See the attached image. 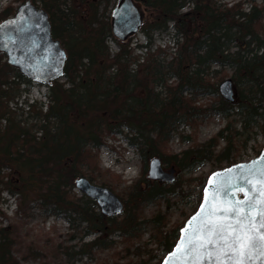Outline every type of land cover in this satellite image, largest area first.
<instances>
[{
  "label": "trees",
  "instance_id": "1",
  "mask_svg": "<svg viewBox=\"0 0 264 264\" xmlns=\"http://www.w3.org/2000/svg\"><path fill=\"white\" fill-rule=\"evenodd\" d=\"M16 1L26 0H13L5 6L0 21L14 13ZM30 1L48 15L52 37L65 49L67 60L63 82L47 85L45 111L35 102L27 104L31 122L23 123L8 103L19 96L21 84L31 81L0 53V120L5 119L0 128V191L18 192L21 200L17 220L0 228V264H74L82 259L86 264H160L200 203L208 174L238 162V150L250 139V135L241 138L244 132L257 126L264 138V5L254 0L231 5L216 0H134L145 11L140 31L165 28L172 20L183 42L177 56L168 62L149 55L131 72L127 44L115 39L119 50L113 57L105 44L111 35L106 11L112 0ZM245 1L250 2L247 9ZM187 5L191 8L181 12ZM225 67L230 75L223 72ZM225 78L239 88L233 102L219 95L218 86ZM198 95L213 98L196 104ZM213 114L227 120L216 134L179 153L168 151V141L177 128H193ZM123 129L129 145L139 154L140 179L115 192L119 176L101 168L90 148L97 149L105 135ZM179 140L193 142L192 135H179ZM261 147L254 150L255 155ZM153 157L164 165L173 163L190 174L189 178L181 184L180 178L171 184L144 178ZM205 162L211 166L206 175L191 176ZM3 168L9 169L7 180L1 174ZM83 176L92 182L98 176L103 179L96 183L122 200L119 215L104 216L95 201L74 191V180ZM192 198L195 205L189 213L181 212V222L171 228H167L166 211L143 215V210L156 203L169 207L172 200ZM50 216L61 217L68 224L64 235L53 229L23 231L31 219L44 221ZM150 230L154 233L149 242L157 244L154 250H143L140 244H149L145 241L133 249L132 244L123 245L115 256H101L115 248V235L121 241H137ZM90 235L93 239L84 241Z\"/></svg>",
  "mask_w": 264,
  "mask_h": 264
},
{
  "label": "water",
  "instance_id": "2",
  "mask_svg": "<svg viewBox=\"0 0 264 264\" xmlns=\"http://www.w3.org/2000/svg\"><path fill=\"white\" fill-rule=\"evenodd\" d=\"M126 2L132 7L129 0H126ZM25 8L27 12L20 14L21 10ZM133 12L132 9V16L128 17L126 21V25H128L127 32H133L138 25L139 15ZM9 23L12 27L8 26ZM0 52L5 54L7 62L16 67L22 76L32 81L49 84L51 81L63 77L66 52L59 41L52 38L46 12L32 5L29 0L18 6L13 17L0 23ZM42 65H45V71L41 76L35 77L31 74ZM218 90L223 99L228 102L234 101L233 84L230 79L221 82ZM227 170H231V172L229 173ZM262 170H264V145L257 156L210 173L202 191L201 202L195 212L189 216L180 228L176 244L164 256L160 264H192L191 258L185 260L177 253V246L185 234L183 230L187 228L188 222L204 204L206 189L211 192L217 183L227 184L231 181L236 187L243 188L258 200L260 198L259 192H254L252 189L253 187L259 188L260 185L257 181L261 179L260 172ZM175 173L176 168L173 165L164 169L158 157H154L148 162L147 178L150 180H156L160 183H172L175 180ZM214 174H221V176L214 179ZM210 179H213L212 185L209 184ZM248 180H251L252 184H249ZM74 185L78 192L96 202L103 215L111 216L121 212L122 202L110 189L92 184L84 177L77 178ZM236 187L227 188V195L221 193L218 199L244 201V191H237ZM174 253L175 255H173ZM203 264H208L206 258Z\"/></svg>",
  "mask_w": 264,
  "mask_h": 264
},
{
  "label": "rangeland",
  "instance_id": "3",
  "mask_svg": "<svg viewBox=\"0 0 264 264\" xmlns=\"http://www.w3.org/2000/svg\"><path fill=\"white\" fill-rule=\"evenodd\" d=\"M13 0H0V10L7 6L10 2ZM218 4H227L230 5L232 3H236L243 0H216ZM255 4L257 5H264V0H254ZM21 2H14L15 6H18ZM250 5L249 1H245L244 8L247 9ZM191 8L190 5H187L181 12H186ZM262 24L264 26V17L262 20ZM133 34V33H132ZM123 40H127L128 37ZM179 38L182 39L180 36ZM181 39H178L181 41ZM183 42V41H182ZM182 44V43H181ZM181 46V45H180ZM131 65V63H129ZM214 69H220L217 65H213ZM223 72H226L227 75H230V70L225 67V69H222ZM58 82H63V78L58 80ZM66 86V85H65ZM234 95L237 99L238 97V86L234 85ZM41 92L48 93L49 90L46 86L39 85L37 83H31L30 85L27 84H21L19 87V96L16 99H13L12 101H9L8 108L10 111L14 112L16 118L18 120H21L23 123L27 120L28 123L31 122V119L28 116L27 112V105L25 102H29L30 100H35L36 98L39 99ZM213 97L208 95H198L196 97V104H206L207 102H210ZM43 99V98H41ZM43 102L45 100L43 99ZM36 107H41L42 111H45L46 105L39 104L38 101L36 103ZM236 118L237 117H233ZM227 122L226 119L220 118L217 114H213L210 117L200 121L195 127H188L183 126L178 128L179 135H192L191 141H184L180 142L178 135H173L172 138L168 141V151L170 153H179L181 150L186 149L187 147L191 146L192 143L196 142H203L204 140L208 139L209 137L213 136L220 130L225 123ZM3 123L0 121V128H3ZM235 128L240 130L241 126L239 123H235ZM125 129L122 130L120 133H115L112 135H105L104 137V143L100 145L97 149L90 148L92 152H94L97 155V159L99 162V165L103 169H107L110 173H113L114 175L119 176V180L121 181L118 185L115 186V192H122V188L124 186L129 185L132 180L134 179H140V157L137 152V150L130 146L127 140V136H125ZM248 135H250V139L247 140L246 145L244 148L239 149L238 153L239 156L237 157L238 161H245L252 157H254V150L259 147V145H262L264 143V138L261 134L260 129L257 126H254L250 131H246L243 133L242 139H245ZM222 145V143H221ZM173 164V163H171ZM171 164L165 165V167H169ZM227 164H223V166H226ZM148 167V164H147ZM176 167V165H175ZM211 169V166L209 163H202L200 166L195 168L191 176L195 177H204L206 173ZM9 172L8 168H3L1 170V174L4 176L3 179L7 180V173ZM109 173V175H110ZM147 168L145 170V176L146 177ZM106 177L108 175H105ZM190 174L186 173L185 171H180L178 167H176V178H180L181 180L179 183L181 184L182 180H187L189 178ZM88 177V176H87ZM106 180H109L106 178ZM95 183L99 181H103L101 177H96L95 180H93ZM99 184V183H97ZM184 186V185H183ZM15 189V188H14ZM16 190V189H15ZM76 191V190H74ZM77 192V191H76ZM18 193V192H14ZM79 194V192H77ZM8 195L4 192L1 193L0 191V202L1 199L4 198V202L2 201L3 215H0V226L5 228L8 226V224L15 218L19 217V205H20V195L17 194L14 198L7 199ZM177 199V197H176ZM195 198L192 199H183V200H172L169 207H166L162 204H154L145 210H143L144 216H150L156 213V211H166L168 213V219H167V228H171L173 225H177L178 222H181L183 218V214H180L181 212L189 213L191 208L195 205ZM5 203L12 204L13 215L11 214V211L4 205ZM17 220V219H16ZM67 223L61 218V217H53L50 216L46 220H41L40 218H33L31 219L26 225H23V231H25L27 228L31 229L32 233H45L51 231V229L55 230L57 234H60L59 236L64 235L67 232ZM150 233L153 234L154 231L150 230V232H145L140 235V239L135 241V239H128L126 242L124 240H120L121 237L118 235H115L113 238L115 240V248L111 251L101 254L102 257L107 256H115L116 253H121V248L123 245L126 244H132L131 249H133L134 246L138 245L140 242H149L150 240ZM30 234V233H29ZM31 236V235H29ZM29 236L27 238H29ZM160 236V235H159ZM26 238V239H27ZM93 239V235L87 236L84 241H90ZM26 241V240H25ZM24 241V242H25ZM157 244L155 241H150L149 244H147L145 247L140 244V247L144 250H154L156 248ZM96 260V259H95ZM81 262H84V259L80 260ZM24 264H28V262H24ZM75 264V263H74ZM80 264V263H78ZM86 264V263H84ZM90 264V263H89ZM94 264H98L97 261L94 262Z\"/></svg>",
  "mask_w": 264,
  "mask_h": 264
},
{
  "label": "snow or ice",
  "instance_id": "4",
  "mask_svg": "<svg viewBox=\"0 0 264 264\" xmlns=\"http://www.w3.org/2000/svg\"><path fill=\"white\" fill-rule=\"evenodd\" d=\"M220 176L214 174V179ZM260 176L259 188L252 189L259 192L258 200L231 181L217 183L211 192L206 189L205 202L183 230L177 253L185 260L191 258L192 264H203L205 258L208 264H264V170ZM230 187L244 191L245 200L218 199Z\"/></svg>",
  "mask_w": 264,
  "mask_h": 264
},
{
  "label": "built area",
  "instance_id": "5",
  "mask_svg": "<svg viewBox=\"0 0 264 264\" xmlns=\"http://www.w3.org/2000/svg\"><path fill=\"white\" fill-rule=\"evenodd\" d=\"M177 36L173 24L169 23L168 29L164 31L153 32L149 38L142 34L131 39L130 46L135 48V53L139 55V62L143 61V57L148 52L161 51L168 56L175 55L177 49ZM144 44L140 48H136L137 44Z\"/></svg>",
  "mask_w": 264,
  "mask_h": 264
},
{
  "label": "flooded vegetation",
  "instance_id": "6",
  "mask_svg": "<svg viewBox=\"0 0 264 264\" xmlns=\"http://www.w3.org/2000/svg\"><path fill=\"white\" fill-rule=\"evenodd\" d=\"M17 7L15 9V12L12 15H10L8 18L13 17L15 15L18 9ZM129 9L130 7L126 4L125 1H123L119 6V9H116L112 15L111 31L119 40L125 39L126 36L128 35L127 32L128 25H126V21L128 20V17L132 16V12ZM26 12L27 10L25 8L21 10L20 14H25ZM8 26L12 27L10 23L8 24ZM44 71H45V65H42V67L37 68L35 71L31 72V74L34 75L35 77H39L43 74Z\"/></svg>",
  "mask_w": 264,
  "mask_h": 264
},
{
  "label": "crops",
  "instance_id": "7",
  "mask_svg": "<svg viewBox=\"0 0 264 264\" xmlns=\"http://www.w3.org/2000/svg\"><path fill=\"white\" fill-rule=\"evenodd\" d=\"M140 14H141V16H142V17H141V20H140V23H141L142 20H143V17H144V16H143V13L140 12Z\"/></svg>",
  "mask_w": 264,
  "mask_h": 264
}]
</instances>
